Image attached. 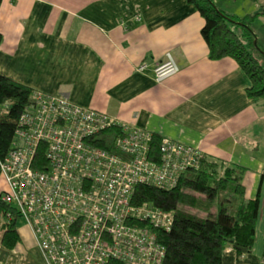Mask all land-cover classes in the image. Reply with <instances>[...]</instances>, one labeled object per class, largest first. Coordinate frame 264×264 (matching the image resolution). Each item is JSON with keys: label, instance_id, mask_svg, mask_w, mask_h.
Returning a JSON list of instances; mask_svg holds the SVG:
<instances>
[{"label": "crops", "instance_id": "1", "mask_svg": "<svg viewBox=\"0 0 264 264\" xmlns=\"http://www.w3.org/2000/svg\"><path fill=\"white\" fill-rule=\"evenodd\" d=\"M203 24L185 0H1L0 74L242 167L245 198L259 193L255 241L249 254L226 246L222 264H264L263 100L233 59L209 58ZM167 52L179 70L157 82ZM19 222L0 264H46Z\"/></svg>", "mask_w": 264, "mask_h": 264}, {"label": "built area", "instance_id": "2", "mask_svg": "<svg viewBox=\"0 0 264 264\" xmlns=\"http://www.w3.org/2000/svg\"><path fill=\"white\" fill-rule=\"evenodd\" d=\"M178 70L167 52L153 68L154 80ZM113 126L121 133L111 148L99 146L97 135ZM150 146L151 133L143 128L33 90L0 160L6 184L1 200L30 227L46 264H162L165 249L156 231L169 229L171 214L149 204L132 205L134 186L172 188L183 172L200 166L204 154L163 138L160 160L154 162Z\"/></svg>", "mask_w": 264, "mask_h": 264}, {"label": "trees", "instance_id": "3", "mask_svg": "<svg viewBox=\"0 0 264 264\" xmlns=\"http://www.w3.org/2000/svg\"><path fill=\"white\" fill-rule=\"evenodd\" d=\"M185 1L204 20L201 35L208 47L209 58L233 59L249 80L245 89L247 96L262 99L264 105V50L246 19L226 14L212 0ZM233 26L241 29L240 35L232 29ZM1 39L0 35V42ZM251 49L261 55L262 62ZM32 98L30 87L0 74V160L10 149L18 118L31 104ZM120 133L117 126L101 131L97 135L99 146L111 148ZM150 133V155L152 161L157 162L163 137ZM38 155L43 159L40 149ZM243 171L242 167L204 154L200 166L183 172L172 188L142 183L134 186L132 205L149 204L171 214L169 229L156 231L165 249L162 264H222L226 246L244 247L245 253H250L255 241L259 193L253 199L245 198L241 182ZM189 210H197L203 215ZM8 212L11 214L9 219L6 218ZM0 213L6 218L0 241L5 250H10L19 241L17 226L20 219L13 207L2 202L1 196ZM235 251L242 254L240 250ZM262 257L264 259V241ZM109 264L124 263L111 260Z\"/></svg>", "mask_w": 264, "mask_h": 264}, {"label": "rangeland", "instance_id": "4", "mask_svg": "<svg viewBox=\"0 0 264 264\" xmlns=\"http://www.w3.org/2000/svg\"><path fill=\"white\" fill-rule=\"evenodd\" d=\"M217 8L225 12L226 14L236 16L239 19H246L249 23L251 30L256 36V41L260 47L264 50V0H212ZM258 13V15H256ZM232 29L239 35L241 29L233 26ZM252 54L262 62L263 59L260 54L251 49ZM6 188L5 180L0 175V191ZM200 195H198L199 197ZM201 197V196H200ZM190 212L203 215L202 212L197 210H189ZM21 225V222L18 223Z\"/></svg>", "mask_w": 264, "mask_h": 264}, {"label": "water", "instance_id": "5", "mask_svg": "<svg viewBox=\"0 0 264 264\" xmlns=\"http://www.w3.org/2000/svg\"><path fill=\"white\" fill-rule=\"evenodd\" d=\"M230 242H234V239H230ZM234 248L242 252H246V248L234 245Z\"/></svg>", "mask_w": 264, "mask_h": 264}]
</instances>
